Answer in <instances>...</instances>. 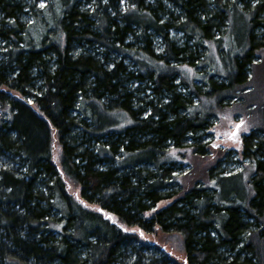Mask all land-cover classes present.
Returning <instances> with one entry per match:
<instances>
[{
	"label": "trees",
	"instance_id": "1",
	"mask_svg": "<svg viewBox=\"0 0 264 264\" xmlns=\"http://www.w3.org/2000/svg\"><path fill=\"white\" fill-rule=\"evenodd\" d=\"M250 3L32 0L27 22L0 0V264H264V0ZM234 11L246 31L226 61ZM236 117L248 162L226 172L234 147L202 136Z\"/></svg>",
	"mask_w": 264,
	"mask_h": 264
},
{
	"label": "rangeland",
	"instance_id": "2",
	"mask_svg": "<svg viewBox=\"0 0 264 264\" xmlns=\"http://www.w3.org/2000/svg\"><path fill=\"white\" fill-rule=\"evenodd\" d=\"M32 0H19L20 5H21V11H24L23 13H21V19L27 22L31 21V15H30V11H29V7H30V3ZM35 1V5L37 8H40L41 5H44L47 0H34ZM258 0H251L250 5H254ZM260 16H264V10L260 13ZM231 18V26L230 29L228 31V35L226 37H224V40H226V44L227 46L225 47V53H224V57L225 60L227 61L228 58L231 56V54L234 52L235 49H233V47L235 46V44H237L238 39L243 38V36H245V31H246V25H245V20H246V16L245 15H241L239 11H234L232 13ZM256 31H261V29H256ZM155 44V48L158 50V48L160 47L159 45V40H156ZM230 44V45H229ZM1 45H3L1 43ZM237 48V46H235ZM227 48L229 51H227ZM211 54L214 57L213 52H209L207 55ZM211 57V56H210ZM215 58V57H214ZM202 67V66H200ZM183 68V67H182ZM188 69V68H187ZM203 69V68H202ZM197 70H201V69H197ZM180 78H178L179 80ZM179 87L182 90H186L185 85L180 84ZM146 93H149V90H146ZM140 95H143V92L140 93ZM211 123H213V125L211 126V129L213 127V131L211 132H206L202 138L205 140H208L210 138L213 139V143L215 144H222L225 147H234L232 153L230 154V159L226 161V165L223 167L224 170L226 169V172H235V171H239L242 169V167L248 162V159L241 156L240 153L237 152V150H240L241 147V136L248 132L249 129L251 128V125H249L248 122H244L241 120V117H236L235 119H233V121L230 123L229 126H225L222 121H217V119H211L210 120ZM241 122H243V126L238 130L236 128L237 124H241ZM253 126V125H252ZM224 127V129H223ZM245 128L247 129L245 131ZM216 129V130H215ZM233 132H237V136L236 137H232L231 133ZM214 133V134H213ZM58 156H59V146L56 144L55 145V150H54V159L56 161H58ZM69 190L73 191V192H78L79 188L77 186L74 185H70L69 186ZM163 205V202H159L157 204L156 208H159ZM134 229V228H133ZM138 232V231H137ZM161 235H157V238H160ZM150 238H155V237H150ZM171 253H173V255L176 258H180L181 257V251L178 250H170Z\"/></svg>",
	"mask_w": 264,
	"mask_h": 264
},
{
	"label": "snow or ice",
	"instance_id": "3",
	"mask_svg": "<svg viewBox=\"0 0 264 264\" xmlns=\"http://www.w3.org/2000/svg\"><path fill=\"white\" fill-rule=\"evenodd\" d=\"M41 7H43V5H41ZM243 126V122H241V124H237L236 125V128L239 130L241 127ZM247 129L245 128V131H246ZM231 136L232 137H236L237 136V132H233V133H231ZM218 145H213V147H217Z\"/></svg>",
	"mask_w": 264,
	"mask_h": 264
}]
</instances>
